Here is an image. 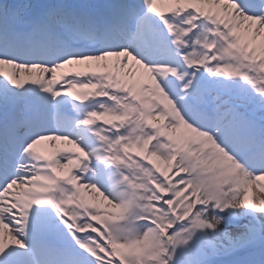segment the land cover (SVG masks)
I'll list each match as a JSON object with an SVG mask.
<instances>
[{"label":"snow or ice","instance_id":"snow-or-ice-1","mask_svg":"<svg viewBox=\"0 0 264 264\" xmlns=\"http://www.w3.org/2000/svg\"><path fill=\"white\" fill-rule=\"evenodd\" d=\"M0 264H264V0H0Z\"/></svg>","mask_w":264,"mask_h":264},{"label":"bare ground","instance_id":"bare-ground-1","mask_svg":"<svg viewBox=\"0 0 264 264\" xmlns=\"http://www.w3.org/2000/svg\"><path fill=\"white\" fill-rule=\"evenodd\" d=\"M159 7V6H158ZM138 68V67H137ZM141 71V70H140ZM137 72H139V70L137 69ZM43 146H45V144L41 145L40 148H42Z\"/></svg>","mask_w":264,"mask_h":264}]
</instances>
